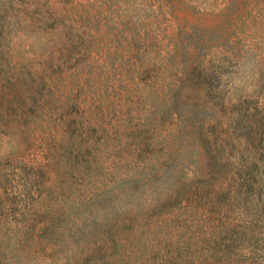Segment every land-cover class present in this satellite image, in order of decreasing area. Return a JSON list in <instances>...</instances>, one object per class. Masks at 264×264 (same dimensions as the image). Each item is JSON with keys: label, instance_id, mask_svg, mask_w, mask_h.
<instances>
[{"label": "rangeland", "instance_id": "1", "mask_svg": "<svg viewBox=\"0 0 264 264\" xmlns=\"http://www.w3.org/2000/svg\"><path fill=\"white\" fill-rule=\"evenodd\" d=\"M0 264H264V0H0Z\"/></svg>", "mask_w": 264, "mask_h": 264}]
</instances>
